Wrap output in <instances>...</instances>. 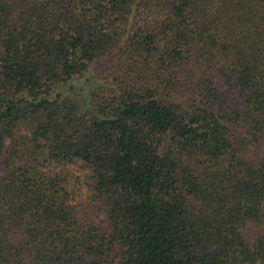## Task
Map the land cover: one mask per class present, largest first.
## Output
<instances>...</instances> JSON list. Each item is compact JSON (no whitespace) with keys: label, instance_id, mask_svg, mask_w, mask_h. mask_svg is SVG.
<instances>
[{"label":"trees","instance_id":"16d2710c","mask_svg":"<svg viewBox=\"0 0 264 264\" xmlns=\"http://www.w3.org/2000/svg\"><path fill=\"white\" fill-rule=\"evenodd\" d=\"M0 264H264V0H0Z\"/></svg>","mask_w":264,"mask_h":264}]
</instances>
